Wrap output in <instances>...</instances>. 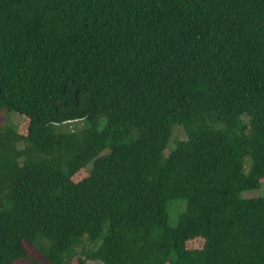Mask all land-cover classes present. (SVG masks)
I'll list each match as a JSON object with an SVG mask.
<instances>
[{
    "label": "trees",
    "instance_id": "obj_1",
    "mask_svg": "<svg viewBox=\"0 0 264 264\" xmlns=\"http://www.w3.org/2000/svg\"><path fill=\"white\" fill-rule=\"evenodd\" d=\"M3 117L0 264H264V0H0Z\"/></svg>",
    "mask_w": 264,
    "mask_h": 264
},
{
    "label": "rangeland",
    "instance_id": "obj_2",
    "mask_svg": "<svg viewBox=\"0 0 264 264\" xmlns=\"http://www.w3.org/2000/svg\"><path fill=\"white\" fill-rule=\"evenodd\" d=\"M7 117H3L0 119V124L3 123L4 121H6ZM10 121H12L13 123L17 124L20 126V131L24 134L26 129H25V124H26V121L23 117H19V116H16V115H11L9 117ZM86 173L85 172H81L79 173V175L76 177L77 179L83 177ZM202 241L201 240H195V241H192L188 244V247L189 248H199L202 246ZM40 258H42V256H40ZM43 259V258H42ZM15 264H30L27 260L24 261V260H21V261H18L16 262ZM89 264H100L98 262H89Z\"/></svg>",
    "mask_w": 264,
    "mask_h": 264
}]
</instances>
